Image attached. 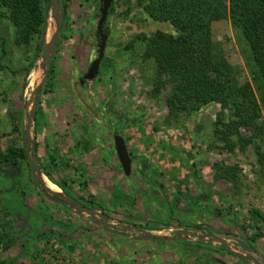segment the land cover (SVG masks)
I'll return each mask as SVG.
<instances>
[{
  "label": "rangeland",
  "instance_id": "1",
  "mask_svg": "<svg viewBox=\"0 0 264 264\" xmlns=\"http://www.w3.org/2000/svg\"><path fill=\"white\" fill-rule=\"evenodd\" d=\"M67 5L68 27L58 36L52 70L37 97L33 92L44 77L42 62L25 85L24 69L33 52L16 47L14 27L0 21V146L24 147L28 155V114L36 98L31 141L43 175V183L35 184L28 157L11 164L17 173L0 172V264H188L189 255L205 254L212 263L226 255L222 242L214 245L212 236L237 248L246 243L238 248L242 254L264 258V130L255 136L240 127L241 136L254 139L231 150L214 132L220 113L225 122L230 118L219 103L178 120L170 118L165 100L169 87L153 95L154 63L143 62L138 38L171 26L150 19L139 8L128 11L124 0H118L110 18L99 75L81 83L98 56L101 0H67ZM49 27L47 42L57 28L52 18ZM213 35L216 60L228 62L240 84L249 82L255 88L250 48L231 19L215 21ZM260 106L259 120L264 122ZM117 133L133 158L129 176L116 153ZM214 165L234 168L237 182L217 178ZM46 173L115 228L43 195L44 184L59 194L63 191ZM124 225L155 236L190 230L209 241L174 240L186 255L175 259L169 252L173 241L143 238ZM235 264L251 262L237 259Z\"/></svg>",
  "mask_w": 264,
  "mask_h": 264
},
{
  "label": "trees",
  "instance_id": "2",
  "mask_svg": "<svg viewBox=\"0 0 264 264\" xmlns=\"http://www.w3.org/2000/svg\"><path fill=\"white\" fill-rule=\"evenodd\" d=\"M117 3L118 0H114L104 23V30L108 34L110 18L115 13ZM124 3L128 11L132 7L139 8L150 19L171 26L172 30L157 29L151 35L142 34L138 38L143 46V62L154 63L151 77L153 95L157 96L169 87L165 100L170 118L178 120L182 115L189 116L210 104L219 103L223 109L229 110L230 118L225 122L224 113H220L214 124V132L215 135H222L221 139L231 150L237 143H244L241 146L244 148L254 139V136H241L240 127L252 130L255 136L263 132L264 122L259 118L260 104L264 106V0H135V4L131 0H124ZM62 7L65 12L59 34L68 27L67 0H62ZM225 17L231 19L232 26L241 32L250 48L251 61L248 63L255 88L249 82L240 84L231 65L215 58L213 23ZM4 20L14 27L15 46L25 48L27 53L33 52L30 65L24 69L26 85L40 58L50 28V0H0V21ZM97 35L99 37L98 31ZM1 41L4 49V40ZM2 57L0 73L4 68ZM51 70L52 63L49 73ZM234 136L236 140H233ZM27 157L24 147L12 145L2 149L0 146L1 163L17 166ZM214 168L217 178L237 182L234 168L218 165H214ZM46 174L55 182L50 173ZM55 183L69 194L64 183ZM200 199L204 200L205 195H201ZM242 244L247 246L246 243Z\"/></svg>",
  "mask_w": 264,
  "mask_h": 264
},
{
  "label": "water",
  "instance_id": "3",
  "mask_svg": "<svg viewBox=\"0 0 264 264\" xmlns=\"http://www.w3.org/2000/svg\"><path fill=\"white\" fill-rule=\"evenodd\" d=\"M113 1L114 0H102L101 16H100V19H99L98 25H97V31H98L99 37H100L98 56L96 59H94L92 61L87 73L83 77V80L92 81L100 73L101 63L105 57L107 43H108V39H109V34L106 33L104 30V23L108 17V14H109L110 8L113 4ZM64 12L65 11H64V8L62 7V0H50V18H52V20L55 21V23L57 24V28H56V30H53V36H52L51 41L47 42V35H46L45 40L43 42L41 55H40V58L38 61L42 62L40 66L44 69L43 70L44 77L41 80V82L37 85V87L35 88V90L33 92L34 97H37L38 92L40 91L41 87L46 83V81L49 77V71H48L49 65L53 62L54 51H55L56 43H57L58 36L60 33L62 19L64 17ZM52 26H53V24H52ZM39 62H38V64H39ZM38 64L36 65V68H37ZM36 104H37V99L35 98V100L33 102V107L30 110V113L28 114L29 126L27 128L26 146H27V150H28V161H29L30 167L33 171V178L37 184H40V183H43V178H42L43 175H42V171L40 169L39 162H38V159L36 156L35 145L31 141V124H32V119L35 117ZM114 144H115L117 156L119 158V161L121 163V166L123 168L125 175L126 176L131 175L133 158H132V156L128 150L125 138L119 133L115 134ZM40 191L43 195L49 197L51 200H55L51 194L56 195L55 197H58V199L61 203L72 206L78 212L87 213L88 218L90 220L98 221L105 228H115L114 224H111L108 222V218L106 216L101 215L100 216L101 218H99L98 217V214H99L98 211L83 206L79 200L73 198L72 196H70L66 192L62 191V193L59 194L57 192L50 190L46 184H44L43 188H40ZM123 227H124V229L137 231L138 235L143 237V238L155 239L156 237H160L161 239H164L167 241H174L177 239H183V240L191 241L192 238L195 237L200 241H206V240L208 241V238L206 235H204L205 238H202L201 234L192 232L190 230H185V231L177 230L175 236L172 237V236H160V235L155 236L154 234L150 233L149 231H147L145 229H140V228L133 226V225H124ZM181 234H184L185 236H181ZM240 234H241V236L244 237V234L242 231L240 232ZM212 237L214 239L221 240L222 244H224L227 247V243H226L225 239L218 238L216 236H212ZM241 256H244L247 261H249L251 263L253 262L254 264H263L262 260L264 261V258H261L259 260L255 256H253L252 254H249V253L248 254H241Z\"/></svg>",
  "mask_w": 264,
  "mask_h": 264
},
{
  "label": "crops",
  "instance_id": "4",
  "mask_svg": "<svg viewBox=\"0 0 264 264\" xmlns=\"http://www.w3.org/2000/svg\"><path fill=\"white\" fill-rule=\"evenodd\" d=\"M153 232H156V233L158 232L159 234L161 233V231H158V230H154ZM211 240H212V242H213L214 245H216V242H218V241L221 242V240L214 239L213 237H211ZM216 240H218V241H216ZM225 240H226V242H228L227 239H225ZM191 241H193V240H191ZM171 243L172 244H169L171 246H169L167 244V246H169V249H170L169 252L172 253L173 255H175V256H173L175 259L183 258L184 257L183 255H185L183 248L179 244H177V242H175V241H173ZM242 245L243 244L238 245V248L241 247ZM156 248H157V253H158L157 255L159 256V253H160V250L161 249L159 247H156ZM156 248H155V250H156ZM238 248L236 247V245H233V244L228 245L227 244V249H228L229 252L228 251H224L226 253L225 258H221V256H218L215 259L212 258V259H214L212 263H210V258L207 257L208 254L203 255V257L202 256H197V255H196L197 257H192V255L190 257V255H189L188 256L189 258L187 259V263L190 264L191 263V260L192 261L195 260L196 261V264H235L236 261H237V259H241L240 255L242 254ZM191 251H192L191 249L188 250V252H190V253H191ZM200 252H202V250ZM212 256H213V254H212ZM256 258L257 259H261V257H258V256H256ZM173 262H174V260H173ZM251 264H254V263L252 262Z\"/></svg>",
  "mask_w": 264,
  "mask_h": 264
},
{
  "label": "flooded vegetation",
  "instance_id": "5",
  "mask_svg": "<svg viewBox=\"0 0 264 264\" xmlns=\"http://www.w3.org/2000/svg\"><path fill=\"white\" fill-rule=\"evenodd\" d=\"M85 81L83 80V78L81 79V83H84ZM2 168L0 167V172H6V173H9V174H13V172H15L16 171V173H17V167H15L14 168V166H12L11 164H8V163H4V164H2ZM32 180L34 181V183L36 184V182H35V180H34V178H33V176H32ZM54 199H55V201H59V199H58V197H54ZM77 200H79V201H81V198L80 197H78V198H76ZM60 202V201H59ZM197 239V238H196ZM207 239V238H206ZM225 247L226 249V251H228V249H227V247L224 245V244H222V247ZM229 252V251H228ZM241 257V259H243V260H245V261H247L246 260V258L244 257V256H240ZM249 260V259H248Z\"/></svg>",
  "mask_w": 264,
  "mask_h": 264
},
{
  "label": "bare ground",
  "instance_id": "6",
  "mask_svg": "<svg viewBox=\"0 0 264 264\" xmlns=\"http://www.w3.org/2000/svg\"><path fill=\"white\" fill-rule=\"evenodd\" d=\"M52 39V38H51ZM51 39L50 40H48V42H50L51 41ZM55 188H57L56 186H54ZM60 190V189H59Z\"/></svg>",
  "mask_w": 264,
  "mask_h": 264
}]
</instances>
